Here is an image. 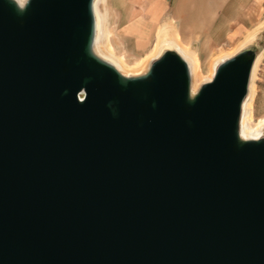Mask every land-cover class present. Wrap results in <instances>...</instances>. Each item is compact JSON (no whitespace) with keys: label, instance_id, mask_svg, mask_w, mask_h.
<instances>
[{"label":"water","instance_id":"95a60500","mask_svg":"<svg viewBox=\"0 0 264 264\" xmlns=\"http://www.w3.org/2000/svg\"><path fill=\"white\" fill-rule=\"evenodd\" d=\"M98 1L0 0V264H264L257 48L195 91L176 50L128 73Z\"/></svg>","mask_w":264,"mask_h":264},{"label":"rangeland","instance_id":"374dc122","mask_svg":"<svg viewBox=\"0 0 264 264\" xmlns=\"http://www.w3.org/2000/svg\"><path fill=\"white\" fill-rule=\"evenodd\" d=\"M169 7L157 25H153L147 15L141 14L137 18L140 21L132 29L139 38L127 36V40L120 38L124 37L122 29L111 22V14H108L110 43L117 54L124 58L123 62L133 67L126 72L134 74L142 71L137 68L138 63L152 52L162 25L175 27L177 33L171 29L169 31L176 35L180 45L195 60L196 57L199 59L202 75L207 77L217 58L232 53L248 34L264 23V0H172ZM141 39H146L147 43L143 44ZM250 46L263 54L256 72L252 105V120L259 123L264 120V26ZM203 83H199L198 87Z\"/></svg>","mask_w":264,"mask_h":264},{"label":"bare ground","instance_id":"6f19581e","mask_svg":"<svg viewBox=\"0 0 264 264\" xmlns=\"http://www.w3.org/2000/svg\"><path fill=\"white\" fill-rule=\"evenodd\" d=\"M25 0H22L24 2ZM96 13L98 15L99 20V39L97 44V49L101 56L108 61L112 62L115 66H117L120 70L126 71L130 68H133L127 64H125L124 58L117 54V52L113 49L111 45V31L108 25V5L107 0H99L96 3ZM173 22V21H171ZM264 23L258 26L252 33L248 34L245 39L234 49V51L230 54H224L217 58L212 65L210 76L204 77L201 72L199 59L195 58L187 52L178 42L176 35L172 34L170 31L177 33L175 27H169V25L165 24L159 27L157 32V43L154 45L152 52L149 55H146L137 68L140 70H146L149 66L150 62L156 58H158L164 50L172 49L176 50L189 64L193 78H194V91L198 88V84L201 82H209L212 80L213 75L215 73L216 67L219 63L227 59L228 57L236 54L241 49L253 44V42L257 39V36L261 29L263 28ZM169 29H171L169 31ZM263 54H260L256 60L253 73L252 80L250 86V94L246 99L243 107V115L241 121V134L246 139H258L264 134V120L259 123H255L252 120V105L254 98V87H255V77L258 66L262 61ZM206 78V79H202Z\"/></svg>","mask_w":264,"mask_h":264},{"label":"crops","instance_id":"0c3cea01","mask_svg":"<svg viewBox=\"0 0 264 264\" xmlns=\"http://www.w3.org/2000/svg\"><path fill=\"white\" fill-rule=\"evenodd\" d=\"M172 0H109L108 14H111V22L118 29H122V40L128 37H138L133 32V26L138 20L137 18L147 15L149 21H153V25L159 24L170 9ZM145 12V13H142ZM142 20V19H141ZM119 33V32H118ZM118 35H121L120 33ZM139 38V37H138ZM143 44L147 43L146 39H141ZM141 44V45H143Z\"/></svg>","mask_w":264,"mask_h":264},{"label":"clouds","instance_id":"9594fccd","mask_svg":"<svg viewBox=\"0 0 264 264\" xmlns=\"http://www.w3.org/2000/svg\"><path fill=\"white\" fill-rule=\"evenodd\" d=\"M11 3H14L16 8L19 10V12L23 13L24 11H21V8L23 7L22 0H10ZM17 5H20V7H17ZM111 107V104L109 105ZM115 114V112H114Z\"/></svg>","mask_w":264,"mask_h":264}]
</instances>
